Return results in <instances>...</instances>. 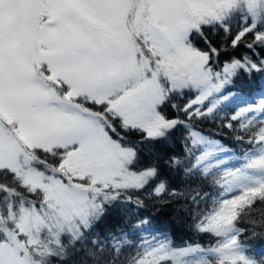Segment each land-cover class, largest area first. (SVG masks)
<instances>
[{
  "label": "snow or ice",
  "instance_id": "snow-or-ice-1",
  "mask_svg": "<svg viewBox=\"0 0 264 264\" xmlns=\"http://www.w3.org/2000/svg\"><path fill=\"white\" fill-rule=\"evenodd\" d=\"M213 30L225 47L264 53V0H0V264L77 256L79 264H261L238 242L235 221L238 209L264 202V95L231 117L261 114L240 123L237 139L248 147L238 167H222L223 147L189 126L214 112L218 100L197 106L225 85L264 74V58L221 65L206 35ZM257 88L264 82L241 90ZM178 133L184 153L167 150L166 167L159 155L141 164L125 139L155 148ZM172 172L202 175L228 193L203 209L201 194L189 209L195 231L217 237L215 245L156 241L121 260L119 237L95 231L107 209L174 197Z\"/></svg>",
  "mask_w": 264,
  "mask_h": 264
},
{
  "label": "trees",
  "instance_id": "trees-1",
  "mask_svg": "<svg viewBox=\"0 0 264 264\" xmlns=\"http://www.w3.org/2000/svg\"><path fill=\"white\" fill-rule=\"evenodd\" d=\"M237 23L236 20H233V29L236 28ZM206 35L212 44L219 48V63L221 65L226 60L234 57L242 58L245 55L257 62L264 58V53L248 52L246 44H241L236 49H232L230 45L225 47L224 34L221 32L213 30L207 32ZM193 40L196 47L207 50L208 45L202 38L193 37ZM245 82H264V74L256 71L251 74L245 73L235 83L225 85L220 94L197 107H201L206 111L205 106L211 107L214 98H220L227 94H231L232 97L218 105L211 115L202 119L198 118L189 126L223 147L225 151L216 153V159L225 161L222 167H238L243 152L248 147L246 141L237 139L238 134L243 135V131L240 129L241 120H231L232 115L249 104H259L261 96L264 95V89L262 88H257L251 94L246 89L242 91ZM194 95V92L188 93L180 102H187ZM165 111L173 114L171 109ZM229 123L233 125V128L226 126ZM125 139L126 142L137 145L141 153V164L156 163V156L159 155L161 157L159 160L161 167H166L164 160L166 159L165 152L167 150H170V153L174 152L181 155L184 153L183 142L179 133L170 138L164 145H156L155 148L147 145L141 147L137 136L126 135ZM189 147H191V144H189ZM203 147L205 146H198L196 150L199 152ZM170 175L171 188L176 192L174 197H166L164 201H158L143 195L141 196L145 203L143 207H139L134 203L121 202V205L110 206L107 209L100 227L95 231L109 237L112 235L119 237L123 249L120 256L121 260L134 254L140 246L156 241L168 242L173 247L199 244L207 248L215 245L217 237L195 231L193 227L195 213L194 211L190 212L189 209L194 210L196 208L193 198L201 194H206L207 200L200 199V207L203 209L206 203L211 208L214 201L223 198L222 193L228 195L225 188L215 184L212 179L205 180L202 175L186 176L183 173L177 174L175 172L170 173ZM215 179H223V173H217ZM216 206L218 207V205ZM238 211L239 216L235 221L236 226L241 230L238 242L246 245L249 250L248 254L264 264V202L256 198L252 205H245L242 210L239 209ZM141 220H145L147 223L143 227H135ZM80 259L81 257L77 256L71 264H79ZM54 264H57V261L54 260Z\"/></svg>",
  "mask_w": 264,
  "mask_h": 264
},
{
  "label": "rangeland",
  "instance_id": "rangeland-1",
  "mask_svg": "<svg viewBox=\"0 0 264 264\" xmlns=\"http://www.w3.org/2000/svg\"><path fill=\"white\" fill-rule=\"evenodd\" d=\"M224 88V87H223ZM223 88L221 89V92L223 91ZM217 95V94H216ZM215 96V95H214ZM214 96H210V97H208V99H211V98H213ZM225 97L227 98V99H225ZM232 97V95L231 94H227V95H225V96H221L220 98H214V100H213V102H212V105H213V103H216L217 102V100L219 101L218 103H216V107H218V105H220L222 102H226V101H228L230 98ZM207 99V100H208ZM207 100H205L204 102H206ZM211 105V106H212ZM258 105V104H257ZM260 113L259 112H257V113H247V114H245V116H242L241 118H240V120H241V122H243V121H245V117H247L248 119H252V118H256V119H259L260 118ZM226 167V166H225ZM239 210V209H238Z\"/></svg>",
  "mask_w": 264,
  "mask_h": 264
}]
</instances>
